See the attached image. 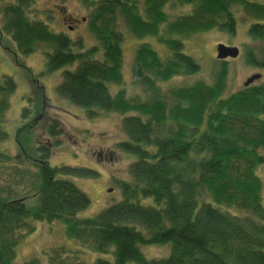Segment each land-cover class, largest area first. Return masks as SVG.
I'll use <instances>...</instances> for the list:
<instances>
[{
  "label": "trees",
  "instance_id": "obj_1",
  "mask_svg": "<svg viewBox=\"0 0 264 264\" xmlns=\"http://www.w3.org/2000/svg\"><path fill=\"white\" fill-rule=\"evenodd\" d=\"M81 1L91 7L87 27L97 44L90 47L85 48L81 39L72 40L44 23L30 21L25 11L31 0H14L0 7L1 28L23 55L33 53L41 42L46 44L45 70L64 68L57 94L84 109L88 118L110 111L122 115L120 126L126 140L118 147L135 156L128 167L130 178L118 181L120 201L92 217L77 218L90 199L62 176L84 177L94 172L49 164L64 128L56 117L44 118L47 99L42 95L40 107L32 112L24 107L21 112V118L28 121L17 128L16 154L0 149V167L12 170L8 183L0 186V264H13L17 246L35 231L34 223L42 221L62 223L68 238L88 251L111 256L99 257L92 264H264V205L257 173L264 164L260 152L264 149V81L223 96L228 72L222 61L211 83L198 79L166 92L157 84L199 72L195 59L183 52L181 39L210 29L234 34L237 9L256 20L248 34L259 46L257 52L245 47L246 62L264 67V3ZM169 3L192 9L169 19L165 11ZM120 21L132 35L155 36L170 50L162 58L148 42L136 49L132 74L143 87V99L127 96L123 87ZM111 85L119 89L112 93ZM15 88L10 76H1L0 144L7 139L5 115ZM35 113L37 118L31 117ZM37 121L44 122L46 137L33 143ZM19 184L31 186L35 204L11 190ZM147 198L150 204L144 203ZM150 245L167 246L168 254L148 258L142 247ZM65 248L47 252L49 263L68 264L56 257ZM66 250L74 258L80 256L78 250ZM21 264L42 263L31 256Z\"/></svg>",
  "mask_w": 264,
  "mask_h": 264
},
{
  "label": "rangeland",
  "instance_id": "obj_2",
  "mask_svg": "<svg viewBox=\"0 0 264 264\" xmlns=\"http://www.w3.org/2000/svg\"><path fill=\"white\" fill-rule=\"evenodd\" d=\"M13 1L0 0V7ZM253 1L264 3V0ZM191 9V5H173L169 3L165 6L169 19L188 14ZM90 10L91 7L85 6L81 0H31L25 12L30 21L44 23L51 31L61 32L72 40L81 39L83 45L87 48L97 44L93 34L87 27V17ZM235 17L237 25L234 34L218 29H210L182 38L183 52L195 59L200 67L199 72L193 75L176 76L164 82L158 81L157 84L161 91L166 92L170 87L189 85L198 79L211 83L213 72L220 68L222 61L226 62L228 72L223 96H228L242 88L243 82L252 74L260 75V79L254 83L264 81V67L251 66L245 59L246 46L253 48L255 51L259 46V42L251 40L248 34L250 24L256 20L244 17L240 9L236 10ZM2 23V14L0 13V79L2 75L10 76L16 84V88L10 95L9 107L5 115L4 129L7 132V139L0 144V149L9 155L16 154L15 136L17 128L21 123H27L28 121L21 118V112L24 107L31 112L35 107H40L41 97L44 95L47 99L43 109L44 118L49 121L52 120L50 116L56 117L64 128V134L58 138L61 144L54 148L48 162L51 166L82 167L94 172V174L84 177L62 176L74 182L90 199L89 206L77 213L76 217H92L106 206L122 199L118 181L130 178L128 167L134 161L135 156L122 151L118 147V143L126 140L120 126L122 115L116 111H110L100 112L93 118H88L84 109L61 98L56 92V86L60 82L64 68L52 72L45 70L46 55L44 52L48 51L46 44L41 42L36 45L33 53L23 55L19 52L10 34L4 32L1 28ZM119 28L124 34L122 75L125 93L127 96L137 95L143 99V87L137 81L134 82L135 78L132 74V61L136 49L141 43L148 42L162 58L168 56L170 50L164 44L158 42L155 36L148 35L141 39L132 35L122 21L119 23ZM217 44L236 47L239 51L238 56L236 58L217 59ZM70 69L72 68L70 67ZM40 86L43 88L42 90L38 88ZM118 89V86H110L112 93ZM31 117L37 118V114H32ZM35 127L33 143H36V138L44 141L46 137L44 122L37 121ZM29 145H32V143ZM260 152L264 154V149ZM29 155L34 154L30 151ZM11 173V169L0 167V186L8 183ZM257 173L262 181L264 205V164L258 168ZM11 187L16 195L26 196L28 204H35L34 190L29 184L12 185ZM151 202L150 198L144 200V203L147 204ZM34 225L35 231L17 246L16 258L13 264H21L31 256L38 257L42 264H51L47 260V252L59 246H64L71 251L78 250L77 253L80 256L77 258L66 253V248L64 249L65 253L56 255L68 264L71 261L72 263L87 264L88 262L92 264L99 257L111 259V256L88 251L78 241L68 238L65 235L64 226L60 222L42 221L35 222ZM168 251L167 246L150 245L142 247V252L148 258L166 256ZM127 264L135 263L129 262Z\"/></svg>",
  "mask_w": 264,
  "mask_h": 264
},
{
  "label": "water",
  "instance_id": "obj_3",
  "mask_svg": "<svg viewBox=\"0 0 264 264\" xmlns=\"http://www.w3.org/2000/svg\"><path fill=\"white\" fill-rule=\"evenodd\" d=\"M238 53H239V51L236 47L226 46L223 44H217L216 45V57H217V59H226L228 57L236 58L238 56ZM259 78H260L259 74H252L251 76L246 78L243 85L246 87V86L252 84L254 81L258 80Z\"/></svg>",
  "mask_w": 264,
  "mask_h": 264
},
{
  "label": "flooded vegetation",
  "instance_id": "obj_4",
  "mask_svg": "<svg viewBox=\"0 0 264 264\" xmlns=\"http://www.w3.org/2000/svg\"><path fill=\"white\" fill-rule=\"evenodd\" d=\"M84 20V19H83Z\"/></svg>",
  "mask_w": 264,
  "mask_h": 264
}]
</instances>
